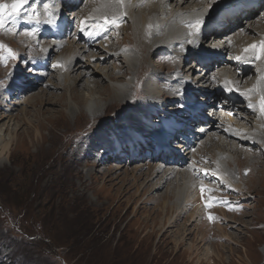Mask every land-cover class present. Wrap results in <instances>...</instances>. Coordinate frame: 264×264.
<instances>
[{
    "label": "rangeland",
    "instance_id": "374dc122",
    "mask_svg": "<svg viewBox=\"0 0 264 264\" xmlns=\"http://www.w3.org/2000/svg\"><path fill=\"white\" fill-rule=\"evenodd\" d=\"M33 1L30 0L31 6ZM35 1L37 8L42 6L38 9L39 25L44 24L38 34L26 35L25 33L31 30L27 27L29 26L27 21L20 17L17 23H8L4 30H0V43L16 53L15 59H8L6 64L0 63V98L1 94L9 91L11 97L14 92L11 90L19 80L26 81L27 87L22 96L16 95L6 102L9 104L7 108L2 107L0 99V114L5 113L4 109L16 110V117L19 119L21 118L19 109L22 106L17 105L21 99L23 101L25 98L24 103H27L32 100L31 97L42 98L43 103L38 101L32 107H23L22 111L26 110V115H29L28 118L31 120H35L36 116L42 128L41 134L45 138L43 143L37 144L30 132L28 136H21L20 141H23V145L18 143L9 161L0 166V264H195L204 247H209L213 252L207 259L212 264H264V139L251 144L252 148L243 145L244 150L241 151L231 147V143H221L222 146L228 147H225L226 152L231 157L224 161L228 163L229 171L234 173V179L241 181L242 188L238 189L231 182L228 183V179L214 177L209 181L205 177V182L211 186L207 189L212 191H207L205 198L203 197L202 202L198 204L203 214L200 218L195 217V222L189 223L187 231L190 235L185 238L184 243L177 246L172 240V235L175 234L171 232L182 228L185 221H188V214L191 211V214L194 213L196 206L182 205L180 188L182 186L187 188L188 184L197 185L198 180L190 178L202 169L213 168V163L209 159L210 152H201L200 157L195 160L193 168H197V172L194 171L196 173L192 172L193 169L189 170L192 167L190 163L180 162L178 168H175L178 169L175 176L179 178L182 172L186 178L183 176L178 183L162 180L160 184L162 187H159L158 183L156 184L157 178L154 179L156 176L159 177L158 173L148 169L150 156L147 150L153 147L156 133L149 134L143 140L144 146L141 144L139 157H129L127 155L129 146L122 143L124 126L130 122V111L135 102L145 103L152 108V114H155L152 118L160 130H168L172 124L170 134L173 136L170 137L168 146L170 153L166 157L164 155L159 157L164 160L163 163L173 158L174 146L180 143V139L176 138L179 137L178 130L186 126L188 130L194 131L193 133L197 132V126H191L193 123L187 116L192 109L186 103L189 96L187 87L197 86L195 83L204 76L206 67L197 64L196 55L192 54H199L197 57H200L211 35H202L200 43L198 42V46L188 58L185 54L177 56L167 53L161 47L151 49V42L145 36H135L132 27H127L126 22L121 27H110L109 38L105 40L110 55L112 52L113 54L133 52L138 59L139 64L135 63L138 69L130 73L125 57L122 58L123 55L117 57L119 60L116 63L112 57L108 59L106 62L108 65H103L105 72H110L115 78L119 76L121 83L124 84L123 92L120 93V96L124 95V100L120 104L108 107L98 117L92 118L88 115L81 119L80 114L83 110L90 112L95 108L75 103V97L86 92L83 91L82 85L74 89L78 81L74 78L75 71L68 70L70 63L62 64L60 74L59 69L57 71L53 68V63L62 57V51L59 48L56 50V45L53 44L55 35L50 33L51 27L45 28L48 17L42 16L43 4L38 3L40 0ZM46 3L50 4L51 18L55 17L58 20L55 0H46ZM170 4L175 5V1ZM84 5L85 2L79 7L87 11L88 8ZM222 7L224 6L219 7L218 11ZM63 12L68 17L71 14L69 11ZM95 15L100 27L104 26L106 29L107 26L101 24L99 20L103 17L97 13ZM78 16L67 30L69 41L75 40L74 37L80 27ZM44 29L49 37H53V39L44 37L46 43L50 44L46 55L45 46L41 41ZM104 34L106 35V32ZM96 50L97 48L92 47L86 55H95ZM219 56L221 61L229 62L230 57L226 52ZM142 60L145 61L139 68ZM41 62L44 63L42 68L38 65ZM221 64L223 62L213 63L212 66H215L212 70L211 67L208 68L210 74L219 69ZM189 67L192 70L188 72ZM134 73L137 75H133ZM156 75L158 78L154 79ZM94 78L101 80L95 75ZM35 79L41 80V86H34ZM148 79L158 80L162 97H150L146 93L145 83ZM246 79L249 78L244 76L240 80L242 83L239 82L238 85L243 87ZM103 80L96 83L94 97H98L100 107L105 108L104 105L112 100L110 85L113 83ZM205 81L204 79L198 85L199 92L212 87L210 82L204 84ZM88 86L93 87V81ZM211 95H214L213 100L224 96L223 92L218 94L215 90H211L207 98L201 96L202 104L196 110H200L201 115L205 113L206 117L217 114L220 107H228L227 101H223L221 105L216 101L215 104L212 101L208 103ZM194 99L200 100L198 95ZM241 108H244L243 105ZM227 112L228 110L225 111ZM240 114L245 120H253L252 114L246 111ZM193 121L196 125L199 124V120ZM25 129L26 125L23 123L19 135H23ZM213 142L217 143L214 140L207 141L203 148H209L206 144ZM111 147L115 149L113 151L115 153L110 159L106 153ZM142 161H147L148 164ZM155 164L161 165L157 162ZM245 169L248 170L247 174ZM189 175L191 177L187 181ZM183 181L185 186L181 184ZM152 186H156V189L151 190ZM214 196L217 199L211 200L212 206L206 207L205 202ZM224 202L226 204L222 208L221 204ZM163 207L164 214L161 212ZM180 209L183 212L178 211ZM161 216L163 226L167 223L166 232L158 228ZM209 216L213 218L211 221L208 219ZM170 219L174 222L172 225ZM218 228L223 231L219 232ZM222 233L232 235V239H224ZM192 241L201 246L193 258H191L193 253L188 250V245ZM208 262L201 261L199 264H209Z\"/></svg>",
    "mask_w": 264,
    "mask_h": 264
},
{
    "label": "bare ground",
    "instance_id": "6f19581e",
    "mask_svg": "<svg viewBox=\"0 0 264 264\" xmlns=\"http://www.w3.org/2000/svg\"><path fill=\"white\" fill-rule=\"evenodd\" d=\"M168 1L170 3L172 1H175V5L170 4ZM33 2L37 1L34 0ZM82 2H85L84 6L88 8L87 11H85L84 8L79 7V4H81ZM31 3L32 2H30V4L28 5L29 8L31 6ZM38 3L44 4L46 3V0H40V2ZM55 3V9L58 14V20L53 17L52 19L56 23H46L45 27L46 29H49L51 27L49 31L50 33L55 35V40L53 44H55L56 46H53L56 47V50L57 48H59V50L62 51V57L59 58L60 60L55 61L53 64H59L61 65L60 67H62V64L70 63L71 66L68 67V70L72 69L75 71V77H73L76 78L75 81H78L77 83L79 84H77L74 89L82 85L84 87L83 91L86 92L85 94H82V96L75 97V103L79 106L88 105L89 107L95 108L90 112L83 110L80 114L81 119L88 115L92 118L98 117V115L108 107L115 104H120L122 103V100H124V95L120 96V93L123 92L124 84L121 83L119 76L115 78L110 72H105L106 69L103 65L107 64L106 62L108 61V59H111L112 57L113 62L116 63L119 60L117 57L123 55L122 58L125 57L124 60L127 63V68L130 73L134 72L136 68L138 69L137 64H139L136 55L130 51H126V53L121 54H118L119 52H117L118 55L116 54V52H114L115 54H113L112 52V54L110 55V50L108 49L107 41L105 42V40L109 37H107V35H105L104 33L110 27H116V25L107 24L106 29L104 28V26L101 28L97 22V16L95 15L96 13L98 15L100 14L103 18L107 17L109 20L113 19L114 17L117 21L124 18L123 23L126 22L127 27H132L135 36H145L146 39L151 42V49L161 47L163 50H166L167 53H172L177 56H183L184 54L186 55L188 51H191L193 53L196 46H198V42L200 43L202 33H214L212 37L207 40V44H205L206 46L203 47V54H200V57H197L199 56V54H196L197 60L195 62L199 61L200 63H207V65H205L206 69H210L211 67V70L215 66H212L213 63L220 64L221 62H223V64H221L219 66V69L212 72L211 74L209 70L206 71L205 69V74L203 78L197 83H195L197 84V86L191 85L187 87V92L189 91V100L187 99L186 103L192 108L190 109V113H188L187 116L191 118V122L193 123L191 126H197V132L193 133L194 131L188 130L186 126H183L181 130H178L179 137L176 138L180 139V143L174 146L173 158L163 163L164 160H161L159 157L163 155L164 157H166L167 154L170 153L168 147L166 149L162 147H164V137L165 139L169 140L168 143L170 142L169 136L171 135L170 133L172 124H170L168 130H160L159 126L156 122H154L152 118V116L155 115L152 114V108L146 105L145 103L135 102L131 107L129 116L130 122L128 125L124 126V135L122 137L123 142L121 141L123 145L126 144L125 146H129V151L127 153L129 157H139L138 153L141 151V144L144 146L143 140L147 138L146 136H149V134L152 135V133H156L154 135L155 142L153 147H145H147V149L149 148L147 150L150 156V158L148 159V162H150L148 165V169L150 171H154V173H158L157 175H159L160 178L156 176L154 179L157 178L156 184L158 183L159 187H162L160 185L162 180H165L166 182L169 181L178 183L179 179L181 180L183 176L184 178H186V176L182 172H180L179 178H176L175 176V173L178 170L175 168H178L180 162H183L185 164L190 163L192 167L189 170L192 171L193 169L192 172H197V168L194 169V163L196 162L195 160L200 157L201 152H210L209 159L214 164H212L213 168L210 167V170H205V168L202 169L200 172H194L196 173L194 174L196 178L195 176L191 177V175H189L187 181H189L190 177L191 180L194 178L198 180L197 185L192 186L188 184L190 188L187 185V189L185 186V181H183V183L181 184H183L185 187L180 186V191L182 194H180V196H182L183 198V200L180 199V201H182V205H196L194 208V213L191 214V211L190 214H188V221H185L182 228L176 230L175 232H171L175 234V236L172 235V240L176 243V246L184 243L185 238L190 235V232L187 231L189 223L191 221L193 222L195 220V217L200 218L203 214L200 212V207L198 206V204L202 202L200 187L203 184L206 189L203 194V197L205 196V194H207V188L211 187L205 182V177L209 181L211 178L213 179L214 177H219V179H228V183L231 182L238 189L242 188L241 181L238 177L237 179L239 181L234 179V173H231L229 171L228 163L224 161L229 160L231 158L230 154L226 152V148L228 147H226L224 143H231V147H236L238 150L240 149L241 151V149L244 150L243 145L244 147L252 148L251 144L256 143V141H262L261 139H264V113H261L260 111V97L261 95H264V79H262V77H264V50H261L260 48L261 41H264V0H123L122 4H118L116 0H55ZM77 3H79L77 5L78 9L72 8V5H75ZM226 5L228 6L225 7ZM221 6H224L225 8L222 7L218 11V8ZM40 7L42 6H39L37 10L40 9ZM63 11H69L71 12V14H69L68 17V15H66V13H64ZM70 15H72L71 18ZM77 15H79L78 17L80 18V27L78 28L76 36L74 37L75 40L73 41L72 39V41H69L67 38V30L72 25L71 22L76 19ZM42 16L48 17L45 11H43ZM196 18H201L203 20V23L200 27L198 34H196L195 36H189L188 33L191 31V29L187 27V25L193 22ZM248 18L251 19L247 21ZM245 20L246 22H244ZM123 23L121 26L125 25H123ZM43 25L44 24H41L42 28ZM46 29L43 30V35L41 36V41L43 42V46H45V55L46 51L50 49V44L48 45V43H46V38H44L49 37V34L45 33ZM79 31L81 33V36H84L82 37L81 41L79 40V38H76L80 37L78 33ZM89 33H91V35H89ZM189 40H192L193 42L189 43ZM251 45H256L257 49L255 51L251 50ZM92 47L97 48V53H95V55H86V53L90 52V49ZM246 48H249L250 50L248 52H245L244 49ZM224 52L229 55V62H226L224 60L221 61V59L219 58V55ZM131 54L133 55L131 56ZM190 54L191 53L187 54L188 58H190ZM257 55H259V59L257 58ZM237 56L245 57L246 60H237ZM143 61L145 60H142L140 62L139 68L141 67V64H143ZM81 62H84V64H82ZM136 62L137 64H135ZM38 65L41 68L44 67V63L42 62L40 64L38 63ZM60 67L55 68V70L57 71L59 69L58 74L62 72ZM190 70H192L191 67H189L188 72ZM137 73L139 72L137 71ZM137 73H134L133 75H137ZM94 75L98 79H106L108 82L113 83V85H110L111 94H113L112 97L110 96L112 100H110L109 103L106 105L103 104L105 108L100 107V99L98 97H94V88L96 87L95 85L96 83H99L101 81L95 79ZM244 76H247L249 79H246L245 82L243 81L244 86L240 87L238 83H242V81L240 80H242ZM64 78H66V76ZM92 78L94 79L92 80L94 86L89 87L88 84L92 82L90 80ZM156 78H158L157 75L154 79ZM154 79H148L146 81V86L144 85L145 91L150 97H162L163 95L161 88L157 83L158 80ZM204 79L206 80L204 84H208V82H210L212 87L205 91L200 90L199 92L198 90L200 88L198 85ZM225 81L230 82V86L234 89V91L228 92L225 90ZM25 82L23 80H19L15 83L13 89L11 90L14 91L11 94V97H9L11 93L10 91L1 94L0 99L1 103H3L2 107L7 108L9 104L6 102H8V100H11V98L16 95L19 96L22 93L26 92L25 90L27 87L25 86ZM40 83L41 80L35 79L34 86H41ZM64 83L66 84V80H64ZM188 85H190V83H188ZM16 86L17 88H15ZM22 86H24V88ZM211 90H215V92L219 91V94L220 92H223L224 96L213 100L214 95H211V100H209L208 103L212 101V103L215 104L216 101L218 105H221L220 103H222L223 101H227L226 104L228 107L225 108L228 109L220 107L217 114H212L209 117H206L205 113L201 115L200 110H196V108H199L202 104L201 96L202 98H207ZM241 93H245L246 95H241ZM196 95L199 96V101L197 99H194ZM30 99L32 100H29L27 103H24V100L26 99L23 98V101L21 99V102H19L17 105L18 107L20 104L22 106L19 109V112L21 113V118L18 119L15 113L16 110L13 111L11 109L3 108L5 113L0 114V166L3 165L5 161H9L14 149L18 146V143L23 145V141H20L21 136H28L30 132L33 135L34 142H36L37 144L38 142H44L45 138H43L44 136H42L41 134L42 128L37 122L36 116L34 117L35 120H31L28 118L29 115H26V110L22 111V109H24L23 107H32L38 101L43 103V99L40 97H31ZM240 100H243V102L238 103L237 101ZM4 102L6 104H4ZM236 102L238 104H235ZM250 104L252 105V107L249 106ZM240 105H243L244 108L242 109ZM234 108L237 110V112H235ZM227 110L228 112L225 113V111ZM242 110L243 112L246 111L252 114L253 120L248 121L245 120V118H242V115L240 114L243 113ZM226 114L227 117L224 118ZM48 119H52V117H48ZM53 119L55 120L56 118ZM160 119L162 122H164L161 117ZM193 120H199L198 125L200 126L196 125L195 121ZM23 123H25L26 129L23 132V135H19V130L21 129ZM247 126H249V128H247ZM48 135L50 136V133H48ZM212 140L216 141L217 143H208L206 145H209V148H203L207 141ZM222 142H224L223 144L226 148L222 146ZM113 151H115L114 148H108L106 153L108 158L111 159V156L114 155L115 152ZM233 151L235 152V149ZM248 151L245 150V152ZM238 157L240 156L238 155ZM172 160H175V162H172ZM142 162L147 163V161ZM155 162L160 163L161 165L157 166ZM197 165L199 166V164H196V166ZM212 169H214V171ZM213 172H215L216 175H213ZM147 181L149 182V180ZM155 189L156 186H152L151 190ZM188 192L189 194H187ZM177 198L178 197H176V200L178 201ZM212 198V200L217 199L216 196ZM225 204V202L222 203L221 207L224 208ZM178 211L183 212L182 209ZM161 212L162 214H164V207L162 208ZM163 223V216H161V219L159 220L160 227H158L160 231H165L166 229L167 223L165 224V226H163ZM173 223L174 222L172 221V219H170V225H172ZM218 230L219 232L223 231V229L219 228ZM221 235L224 237V239H232V235H226L224 233H222ZM204 248V251H202L203 253L197 258L195 264H199L201 261H205L207 263L208 257L213 254L209 247ZM199 249H201V246H199L195 241H192V243L188 245V250L193 253L191 255V258L194 257V253L197 254ZM208 263L212 264L210 260Z\"/></svg>",
    "mask_w": 264,
    "mask_h": 264
},
{
    "label": "snow or ice",
    "instance_id": "6c2138e0",
    "mask_svg": "<svg viewBox=\"0 0 264 264\" xmlns=\"http://www.w3.org/2000/svg\"><path fill=\"white\" fill-rule=\"evenodd\" d=\"M118 4H122L123 0H116ZM30 4V0H0V30L5 29V25L8 23L15 24L17 18L21 17L22 14H24L27 17V20L32 21V20H37L39 22V11L37 10V7L35 4H33L30 8L26 7L27 5ZM43 8L45 13L48 15L49 19H47L45 22L46 23H54V20L51 18L52 13L50 12V4L49 3H44ZM104 23L105 25L107 24H113L119 27V24L117 23L116 18L114 17L113 19L109 20L107 17L104 18ZM203 23V20L201 18H196L193 22L189 23L187 27L191 29V31L188 33L189 36H195L198 34L200 27ZM8 31H12V29H8ZM36 29H32L31 31L26 32L25 34L28 36L34 35ZM91 35V33H89ZM189 43H192V40L188 41ZM261 50H264V41H261L260 45ZM250 49L255 51L257 49L256 45H251ZM249 48L244 49L245 52H248L250 50ZM16 58V53L9 48L8 46L4 45L3 43H0V63H5L7 62L8 59H15ZM257 58L259 59V55H257ZM237 60H242L245 59V57L237 56ZM61 65L59 64H54L53 67H60ZM264 79V77H262ZM225 90L228 92L234 91V89L230 86L229 81H225ZM241 95H246L245 93H241ZM252 107V105H249ZM260 111L261 113H264V95H261L260 97ZM248 170L245 169V174H247ZM207 174V172H206ZM213 175H216L215 172L212 173ZM205 186L202 184L200 187V192H201V198L203 199V194L205 192ZM207 191L211 192L212 189H207ZM213 198L209 197L208 201L205 202L206 207L212 206L211 200ZM208 219L211 221L213 218L211 216L208 217Z\"/></svg>",
    "mask_w": 264,
    "mask_h": 264
}]
</instances>
